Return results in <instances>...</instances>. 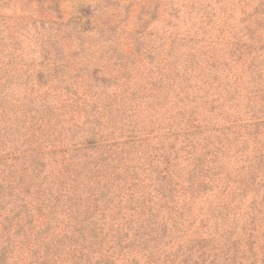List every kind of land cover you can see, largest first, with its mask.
<instances>
[{
  "label": "rangeland",
  "instance_id": "374dc122",
  "mask_svg": "<svg viewBox=\"0 0 264 264\" xmlns=\"http://www.w3.org/2000/svg\"><path fill=\"white\" fill-rule=\"evenodd\" d=\"M262 108L264 0H0V264H63L74 213L64 197L54 201L61 191L75 209L85 206L106 171L108 196L151 190L146 205L162 203L159 192L180 187L174 177L167 191L144 180L152 164L181 155L170 172L185 179L190 150L207 152L220 129L264 120L263 111L250 117ZM208 158L217 173L199 197L173 196L177 209L187 199L188 207L155 249L156 264L168 255L201 263L197 240L209 245L206 264H264V171L238 200L218 175L227 166L226 177H237L233 159ZM240 200L234 224L201 223L209 205ZM115 208L124 220L141 217ZM48 212L56 221L42 233ZM94 219L106 234L117 226ZM232 228L233 253L211 250Z\"/></svg>",
  "mask_w": 264,
  "mask_h": 264
},
{
  "label": "trees",
  "instance_id": "16d2710c",
  "mask_svg": "<svg viewBox=\"0 0 264 264\" xmlns=\"http://www.w3.org/2000/svg\"><path fill=\"white\" fill-rule=\"evenodd\" d=\"M254 111V110H253ZM264 113V109L255 111L250 117H257ZM261 113V114H260ZM254 119V118H252ZM258 119V118H257ZM264 120L245 123V124H235L231 127L220 129L219 134L215 137L216 142H209L205 146V150L202 154H197L196 150H190L188 153V165L184 166L182 171L186 173V178L181 180L180 176L174 174L171 171L172 162L179 160L181 155L175 154V156H164L161 165L162 169H159L155 164H152L154 170L149 171L146 174L144 180L153 181L161 190L167 191L170 184L169 179L176 178L175 185L179 186V190L176 191L174 188H169L168 192H159L160 201L162 203L153 204L152 206H147L146 202L151 200V193L146 192V194H137L135 192L134 199L137 200L136 203L133 201V197H127L125 200L118 196L117 194H111L108 196L105 193V189L108 185V176L105 175L106 171H101L103 179L106 178L107 182H103L98 188H94L93 194L83 203L85 206L78 204L75 209L72 202L69 199V193L60 192L55 202H59L61 198H65V203L70 202V210L72 209L74 215L72 214V219L67 221L68 228H71V232L65 234V240L61 241L64 243V251L62 257L63 264H141V260L137 258L140 256L144 260V264H156L159 262V255L155 251L157 247L162 243L165 237H173L176 231L179 230L178 223L176 222L177 217L184 219L186 214L184 213L185 207H188V199H193L199 197L202 193H205V186L208 187L209 183H212L213 176L216 175L214 169H209L207 164L210 160L209 155L216 151L221 155L222 158L233 159L231 166H236L232 169L237 173V177L227 176L229 167H224L223 172L218 173L223 179V184L226 188L234 187L233 197L239 199L244 198L248 195L251 187L256 181V175L259 172L264 171ZM243 129L244 131H241ZM196 134L192 132L191 135ZM233 134L234 138H230ZM189 142V141H187ZM190 149L197 148V145L193 146L192 142H189ZM251 146H254L252 148ZM246 151L249 155L244 156L243 152ZM205 155V159L203 156ZM172 157V158H171ZM161 158V157H160ZM185 160V159H184ZM206 167V169H204ZM225 172V173H224ZM225 175V176H224ZM132 176V174H131ZM208 179L207 183L201 179ZM69 177L59 176V182H66ZM141 180L138 177V172L135 171V180L132 182L134 186L138 185ZM60 183V184H62ZM151 188V187H149ZM218 188V186H216ZM52 189V188H51ZM77 189L78 188H68ZM167 193V194H165ZM179 197H188V199L181 203L178 201V209L174 204L173 196L175 194ZM169 199V202L167 200ZM119 199V205L124 204L128 207L132 213L140 212L139 217L136 221L132 218L124 220L120 213L116 211V200ZM125 201V202H124ZM209 202L208 200H206ZM172 202V206L168 203ZM239 202L228 203L219 205L218 208H214L209 205L208 209L205 210V219H201V223L209 222L214 220L216 227L219 225L226 224L227 220L231 219L232 224L237 221V211L239 208ZM134 203V204H133ZM73 206V207H72ZM184 209H181L183 208ZM181 209V210H180ZM145 210V211H144ZM179 211V212H178ZM218 211V212H217ZM109 212H113L110 215ZM113 220L114 224H117L115 229H110V233H104V227H101L98 222L94 219L96 215ZM82 215L86 218H81ZM109 215V216H108ZM204 215V214H203ZM49 220L44 226L45 233L52 229L55 220L52 212L47 214ZM214 217L213 219H211ZM172 223L173 227H176L174 231H167L168 223L162 224L163 220L167 219ZM106 221V220H105ZM221 222V224H220ZM176 225V226H175ZM92 226L94 229L92 233L87 234L85 231L88 227ZM207 227V223L205 225ZM234 227V226H233ZM70 230V229H69ZM116 230V231H112ZM182 231V230H181ZM209 232V231H208ZM37 235L38 232L36 233ZM235 228L226 230L223 233L224 247L218 248V246H210L211 250L225 252V255L233 253L232 249L237 244V239H234ZM160 240V241H159ZM196 243L199 245L200 253L202 254L203 260L201 263L197 261L195 264H206L205 256L207 254L206 248L209 247L207 242L202 240H197ZM222 241V240H221ZM203 243V244H202ZM205 245V247H204ZM105 248L109 249L107 256L103 255ZM224 254V253H223ZM166 255V254H165ZM58 257V256H57ZM167 264H175V258L173 255L165 256ZM201 257V258H202ZM189 258V257H188ZM187 259V258H186ZM185 258L182 260V264H185Z\"/></svg>",
  "mask_w": 264,
  "mask_h": 264
}]
</instances>
